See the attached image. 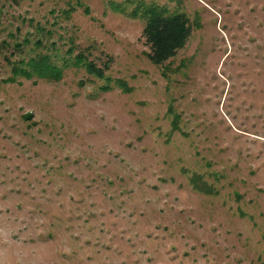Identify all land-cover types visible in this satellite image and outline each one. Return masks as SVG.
<instances>
[{
	"label": "rangeland",
	"instance_id": "obj_1",
	"mask_svg": "<svg viewBox=\"0 0 264 264\" xmlns=\"http://www.w3.org/2000/svg\"><path fill=\"white\" fill-rule=\"evenodd\" d=\"M126 1L0 0V264H264V0H144L192 23L164 65Z\"/></svg>",
	"mask_w": 264,
	"mask_h": 264
},
{
	"label": "trees",
	"instance_id": "obj_2",
	"mask_svg": "<svg viewBox=\"0 0 264 264\" xmlns=\"http://www.w3.org/2000/svg\"><path fill=\"white\" fill-rule=\"evenodd\" d=\"M78 6H84L83 0H74ZM70 12L76 9V5L69 3ZM85 7V6H84ZM114 12L125 14L132 18H140L145 21L143 29V37L149 46L147 57L156 65H164L168 60L174 58L177 53L186 46L192 35V23L189 16L178 10H171L170 7L156 2L148 3L144 0H127L126 3L111 2ZM86 8V7H85ZM88 11V8H86ZM42 39L35 42L37 48L42 46ZM20 46V45H18ZM17 46V47H18ZM22 53V52H20ZM72 48L68 54H72ZM57 56L49 53L36 52L27 60H21L13 65L12 70L15 75L25 78L37 77L38 79H61L64 69L73 66H82L90 74L104 82L100 88L104 91H110L113 86L112 79L106 75L109 65L104 67L97 66L94 62L80 52L77 55H67L61 60L62 66L55 62ZM12 80H15L13 77ZM123 91H129L131 88L125 80L117 79L114 81ZM180 116L175 114L173 117L174 129H179ZM193 188L197 192L213 194L215 188L209 184L199 174H195L189 178Z\"/></svg>",
	"mask_w": 264,
	"mask_h": 264
}]
</instances>
